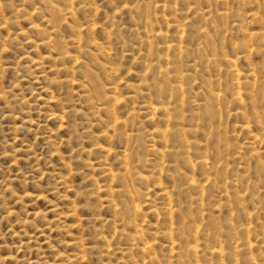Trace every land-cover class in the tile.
<instances>
[{
    "label": "rangeland",
    "instance_id": "1",
    "mask_svg": "<svg viewBox=\"0 0 264 264\" xmlns=\"http://www.w3.org/2000/svg\"><path fill=\"white\" fill-rule=\"evenodd\" d=\"M253 255L264 0H0V264Z\"/></svg>",
    "mask_w": 264,
    "mask_h": 264
},
{
    "label": "bare ground",
    "instance_id": "2",
    "mask_svg": "<svg viewBox=\"0 0 264 264\" xmlns=\"http://www.w3.org/2000/svg\"><path fill=\"white\" fill-rule=\"evenodd\" d=\"M32 25V24H31ZM181 47V46H180ZM179 48V47H178ZM183 49V48H182ZM235 73V72H234ZM238 74H239V72H237ZM236 73V74H237ZM165 74V73H164ZM163 76V75H162ZM239 76V75H238ZM239 79V78H238ZM114 91V90H113ZM151 106V105H150ZM151 108H153V109H156V107L155 106H151ZM149 110H150V108H148ZM152 112H154L155 114H156V112L155 111H152ZM168 113V112H167ZM170 131V130H169ZM162 132V131H161ZM163 133H164V135H166L167 134V129L166 130H164L163 131ZM173 134V133H172ZM181 138V137H180ZM185 138V137H184ZM184 138H182L181 140H182V142H183V140H184ZM257 139V138H256ZM185 142V141H184ZM254 142V141H253ZM253 144V143H252ZM153 149V148H152ZM155 150V149H154ZM153 150V151H154ZM110 151V150H109ZM256 151V150H255ZM202 164H204L205 163V160L203 159V160H201L200 161ZM144 178V177H143ZM227 180V179H226ZM193 182V181H192ZM194 184V183H193ZM195 184H197V186H198V183H195ZM195 184L193 185V186H195ZM196 186V187H197ZM225 192H227V191H225ZM236 195V194H235ZM166 196V195H165ZM167 210V209H166ZM190 243V242H189ZM249 244H247L248 245V247H250V249H253L254 248V245L251 243V242H248ZM191 245V244H190ZM147 246V245H146ZM172 246H174V245H172ZM243 247V246H242ZM188 250H189V248H188ZM191 250V249H190ZM194 251V250H193ZM217 251V250H216ZM197 252V251H196ZM262 252V251H261ZM225 253V252H224ZM219 256V255H218ZM262 256V255H261ZM260 256V257H261ZM264 256V255H263ZM264 259V258H263ZM262 259V260H263ZM250 263L251 264H259V263H257V259H256V257L253 255V257L251 256V258H250ZM261 263V262H260ZM246 264V263H245Z\"/></svg>",
    "mask_w": 264,
    "mask_h": 264
}]
</instances>
